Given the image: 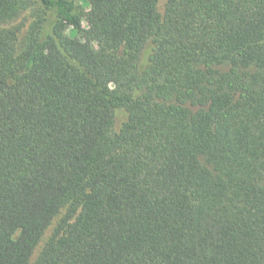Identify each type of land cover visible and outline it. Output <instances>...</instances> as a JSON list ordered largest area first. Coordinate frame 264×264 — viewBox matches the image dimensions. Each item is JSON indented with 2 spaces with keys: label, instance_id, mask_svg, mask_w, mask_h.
<instances>
[{
  "label": "trees",
  "instance_id": "trees-1",
  "mask_svg": "<svg viewBox=\"0 0 264 264\" xmlns=\"http://www.w3.org/2000/svg\"><path fill=\"white\" fill-rule=\"evenodd\" d=\"M89 4L0 0V264H264V0Z\"/></svg>",
  "mask_w": 264,
  "mask_h": 264
},
{
  "label": "rangeland",
  "instance_id": "rangeland-1",
  "mask_svg": "<svg viewBox=\"0 0 264 264\" xmlns=\"http://www.w3.org/2000/svg\"><path fill=\"white\" fill-rule=\"evenodd\" d=\"M76 1L78 3V10L80 15L85 16V14L87 13L90 7L89 0H76ZM166 5H167V0H158V12L162 16V18L165 14ZM33 19H34L33 11L31 9H28L27 11H23L22 13H20L18 17L12 20L10 26L14 27L15 29H19L20 35L23 36L26 33V31L29 29L31 23L33 22ZM84 26H87L85 21H84ZM66 213H67V208H64L62 212L55 217L52 224L47 229L42 241L37 246L30 264H34L36 262L44 246L52 238L59 222L65 216Z\"/></svg>",
  "mask_w": 264,
  "mask_h": 264
}]
</instances>
